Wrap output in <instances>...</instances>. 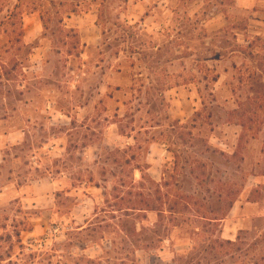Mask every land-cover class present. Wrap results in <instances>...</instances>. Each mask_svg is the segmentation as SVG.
Instances as JSON below:
<instances>
[{"label": "rangeland", "instance_id": "1", "mask_svg": "<svg viewBox=\"0 0 264 264\" xmlns=\"http://www.w3.org/2000/svg\"><path fill=\"white\" fill-rule=\"evenodd\" d=\"M30 1L0 34V264H264V0Z\"/></svg>", "mask_w": 264, "mask_h": 264}, {"label": "trees", "instance_id": "2", "mask_svg": "<svg viewBox=\"0 0 264 264\" xmlns=\"http://www.w3.org/2000/svg\"><path fill=\"white\" fill-rule=\"evenodd\" d=\"M35 0H31L30 3L31 5H33ZM47 1V0H44ZM50 0L49 3H52ZM10 2V0H0V16L4 11L9 12L8 10V3ZM16 4L13 7V10L11 12H9L8 15H5L1 18L0 20V34L3 32H6V28L10 27L12 29V32H15V27L18 26V30H17V40L20 41V37L23 34V30H22V14H23V10L25 8V5L27 6L29 0H15ZM73 8H71V12H76L77 8L79 7V3L77 4H72ZM62 20V19H61ZM62 22V21H61ZM8 31V30H7ZM15 67V66H13ZM3 75H5L4 71H3V65H0V79L3 77ZM221 243L223 244H231L233 245L236 242H232L229 240H223Z\"/></svg>", "mask_w": 264, "mask_h": 264}, {"label": "crops", "instance_id": "3", "mask_svg": "<svg viewBox=\"0 0 264 264\" xmlns=\"http://www.w3.org/2000/svg\"><path fill=\"white\" fill-rule=\"evenodd\" d=\"M238 1V0H237ZM38 183L39 182H36V183H34V185H35V187H36V189H37V185H38ZM34 193H37V192H34ZM246 205H250V206H246ZM255 205H257V203L256 202H245V206H238V210L239 211H249L251 208L250 207H255ZM236 208V207H235ZM250 216H245L242 220L243 221H246V220H248V218H249ZM225 237V240H229V241H232V242H237V240H238V236H236V240H233V238H232V236L230 235V233H228V236H224Z\"/></svg>", "mask_w": 264, "mask_h": 264}]
</instances>
